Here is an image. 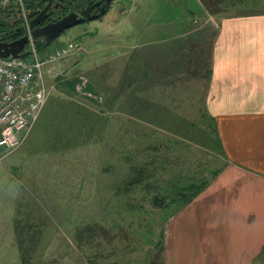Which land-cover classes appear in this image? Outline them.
<instances>
[{
  "label": "rangeland",
  "instance_id": "1",
  "mask_svg": "<svg viewBox=\"0 0 264 264\" xmlns=\"http://www.w3.org/2000/svg\"><path fill=\"white\" fill-rule=\"evenodd\" d=\"M168 1L113 0L100 17L67 28L46 45L36 40L29 45L44 62L48 97L53 99L24 143L0 162V264L160 261L171 219L205 184L189 176H210L221 165L220 150L204 147L210 139L198 132L199 123L194 132L175 127L177 120L167 115L111 113L114 87L126 93L130 85H116L120 77L112 74L121 64L117 60L124 54L120 47L126 36L107 30L148 27L143 17L156 15ZM241 1L234 6L232 0H208L205 8L217 19L209 18L206 27L194 21L207 31L184 43L186 57H193L188 74L198 75L199 83L177 91L188 96L199 90L198 101L206 91L219 14L264 11V0ZM41 2L0 0V30L29 29ZM196 52L205 56L195 61ZM217 54L220 61L226 52ZM130 84L132 91L142 88L141 82ZM176 103L178 113L191 111L190 118L198 120L188 100ZM123 106V98L117 100L115 108Z\"/></svg>",
  "mask_w": 264,
  "mask_h": 264
},
{
  "label": "crops",
  "instance_id": "2",
  "mask_svg": "<svg viewBox=\"0 0 264 264\" xmlns=\"http://www.w3.org/2000/svg\"><path fill=\"white\" fill-rule=\"evenodd\" d=\"M232 1L234 6L244 2ZM208 4V0H170L156 15L143 17L148 27L107 30L126 36L120 47L124 54L117 60L121 64L112 69L120 78L113 81L130 87L131 82L142 83L140 91L128 87L126 93L115 86L110 109L125 117L140 113L175 117V127L186 131L190 127L196 132L193 126L199 123L201 130L195 128L210 139L204 147L217 145L220 150L221 165L211 169L210 176H189L206 180L205 184L171 219L172 230L162 238L158 264H264V11L236 17L219 14L218 39L212 44L213 75L207 77V89L198 101L199 90L185 96L177 89L199 83L198 75L188 74L193 57H186L184 43L203 31L202 25L211 24L209 18L218 16L210 15ZM196 20L201 27L193 25ZM119 21L114 23L120 25ZM231 36L238 41L233 43ZM218 52H226L220 61ZM202 56L196 52L195 61ZM121 98L125 106L115 108ZM52 99L48 97L44 109ZM184 100L195 106L197 121L190 118L191 111L177 112L181 106L176 102Z\"/></svg>",
  "mask_w": 264,
  "mask_h": 264
},
{
  "label": "built area",
  "instance_id": "3",
  "mask_svg": "<svg viewBox=\"0 0 264 264\" xmlns=\"http://www.w3.org/2000/svg\"><path fill=\"white\" fill-rule=\"evenodd\" d=\"M25 30H28L24 35L29 39L26 47L29 53L19 57L0 56V162L24 143L49 94L44 62L36 48H29L35 41L30 23Z\"/></svg>",
  "mask_w": 264,
  "mask_h": 264
},
{
  "label": "water",
  "instance_id": "4",
  "mask_svg": "<svg viewBox=\"0 0 264 264\" xmlns=\"http://www.w3.org/2000/svg\"><path fill=\"white\" fill-rule=\"evenodd\" d=\"M111 2L112 0H104L101 9L95 12L94 14H88L85 12L78 14L77 12L72 11L67 13L60 19L54 20L45 25L38 26V24H42L44 20L49 16L48 9L50 8V4H47L46 7L39 14H37L34 18L30 20L33 38L38 42L48 44L67 28H70L85 20H92L103 15L107 11ZM23 28L24 27H21L19 29L17 28L13 31L19 32ZM3 37L4 36H2L1 38ZM28 41L29 39L26 35L9 40L0 39V56L7 58L27 55L29 53L26 50Z\"/></svg>",
  "mask_w": 264,
  "mask_h": 264
},
{
  "label": "flooded vegetation",
  "instance_id": "5",
  "mask_svg": "<svg viewBox=\"0 0 264 264\" xmlns=\"http://www.w3.org/2000/svg\"><path fill=\"white\" fill-rule=\"evenodd\" d=\"M41 1H42V6L39 7L36 14H39L46 7L47 4H50V8L48 9L49 16L44 20L42 24H38V26L45 25L49 22L60 19L64 15L72 11L77 12L78 14H81L82 12L88 14H94L95 12L101 9L104 3V0H41ZM23 35H24V28L19 32H14L12 29L0 30V39L2 40L15 39ZM2 36L4 37L1 38ZM10 36L11 37L16 36V37L10 38Z\"/></svg>",
  "mask_w": 264,
  "mask_h": 264
},
{
  "label": "trees",
  "instance_id": "6",
  "mask_svg": "<svg viewBox=\"0 0 264 264\" xmlns=\"http://www.w3.org/2000/svg\"><path fill=\"white\" fill-rule=\"evenodd\" d=\"M42 3V2H41ZM41 6H42V4H41ZM37 13V12H36ZM15 36H13V37H11L10 36V38H14ZM39 45H46L45 43H39ZM140 168H142V167H140ZM198 189H200V188H198Z\"/></svg>",
  "mask_w": 264,
  "mask_h": 264
}]
</instances>
